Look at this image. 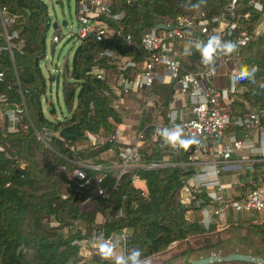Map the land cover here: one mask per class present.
Wrapping results in <instances>:
<instances>
[{
    "label": "trees",
    "instance_id": "obj_1",
    "mask_svg": "<svg viewBox=\"0 0 264 264\" xmlns=\"http://www.w3.org/2000/svg\"><path fill=\"white\" fill-rule=\"evenodd\" d=\"M0 3L15 17L12 29L17 33L11 40L13 65L7 51L0 50V67L4 69L0 93L7 104L14 103L21 108L12 131L6 129V117H0L3 122L0 126V264H112L100 262L97 256L79 263L81 255L72 241L90 236L94 228H101L103 235L125 229L128 243L133 249L141 250L142 259L160 254L171 242L178 241L176 248L179 249L160 264L180 256H184L186 263L190 253L207 252L219 246L220 230L214 231V224L205 230L198 223V210L206 201L195 206L194 200L206 199L204 193L195 195L187 206L179 202V189L196 167L179 164L136 167L115 180L116 168L112 161L117 159V150L124 144L107 137L126 118L133 116L137 120L131 127L133 132L143 128L145 142L138 149L141 163L161 158L178 163L184 161L187 150L174 152L173 148L162 146L158 136L153 142L149 138L153 130L150 125L153 108L145 99L157 96L161 105L158 120L166 122L172 82H154L150 88L134 92L137 109L123 112L120 104H114L109 84L112 78L109 71L116 72L115 59L99 52L108 47L138 61L142 55L138 41L143 32L179 14L191 15L201 10L208 17L217 15L222 12L223 2L114 0L111 10L121 13L118 24L122 33L130 35L133 44H126L114 34L100 41L78 39L69 62L64 60L56 74L49 73L46 77L39 65L44 55V33L50 25L43 3L42 8L28 0H0ZM196 3L200 7L192 9L191 4ZM239 5L235 12L240 20L237 28L244 26L250 30L251 22L258 19L259 13L246 6L245 0H240ZM245 12L249 13V19L244 22L241 15ZM109 23L115 28L116 25ZM50 41L52 48L54 41ZM189 51L180 53L183 69H202L196 51ZM242 65L256 66L258 71L253 81L239 80L240 90L229 105L230 116L242 115L250 109L264 111V30L254 33L236 50L233 67L238 70ZM93 66L102 68L105 78L98 79L91 74ZM46 79L56 82L60 79L64 108L60 116L52 101L45 97ZM42 98L46 102L44 107ZM260 123L264 124V116L260 117ZM226 130L240 128L229 124ZM86 133L105 139L90 144ZM102 153H109V159L104 160ZM75 169L88 179L83 186H79L82 179L73 175ZM132 175L137 176V185L131 183ZM249 186V190L255 187ZM98 187L103 188L101 195L96 194ZM246 193L244 190L233 198L239 199ZM118 209L122 210L120 217L115 216ZM234 223L245 224L239 220ZM263 224L245 225L259 231L264 242V228L259 227Z\"/></svg>",
    "mask_w": 264,
    "mask_h": 264
},
{
    "label": "built area",
    "instance_id": "obj_2",
    "mask_svg": "<svg viewBox=\"0 0 264 264\" xmlns=\"http://www.w3.org/2000/svg\"><path fill=\"white\" fill-rule=\"evenodd\" d=\"M114 0H75L76 37L78 39L91 38L100 41L109 38L111 35L119 36L126 44H133L130 35L124 34L118 22L122 15L119 11L111 10V3ZM129 3L131 0H123ZM223 2L222 12L214 16H206L203 11L197 10L193 14H179L171 21L160 22L164 28L151 27L143 32L139 38L138 45L142 55L140 60L135 61L130 57L118 54L116 51L106 47L99 52L115 59L114 68L119 74L109 80L110 88L114 94V104H121L124 97L133 89L135 92H142L152 86L154 82H172L173 96L183 98V106L180 108L170 107L166 113V122L158 120L160 102L146 104L153 108L150 141L156 140V130L159 128H171L180 125L184 129L185 138L195 136L199 143L190 145L186 150L184 161L172 163L167 159L151 160L141 163L138 153L139 147L145 142L143 128L136 129L129 139L120 134L118 125H115L114 132L107 137L124 146L118 148L117 159L112 161L116 168L115 180L127 172L130 168H155L165 165L179 164L181 166L191 165L196 170L191 172L185 184L179 189L178 198L183 206L190 204L195 195L204 193L206 199L197 197L194 204L198 206L204 201L206 203L199 208L200 218L198 223L205 230L211 224L225 225L229 218L238 215H249L253 219L264 222V184L256 185L247 193L235 199L226 194V189L231 183H223L219 179L220 171L224 163L228 162L231 155L240 150H247L249 153L258 154L264 160V124L260 123V117L264 111L250 109L242 115L230 116L226 107L236 98L240 90L238 70L232 67L228 75V82L225 86H217L213 82L215 69L226 61L233 62L236 50L245 44L254 33L264 30V0H245V5L259 13L258 19L251 22V29L239 25V16L236 10L240 0H221ZM249 13L241 15L247 21ZM16 19L10 15L5 5L0 3V50H5L12 63L11 47L12 38L16 36V30L12 29ZM113 23L115 28L110 26ZM211 35H220L224 40H231L236 43L237 48L230 54L217 52L214 57V66H205L201 63L199 52L188 45L184 51L193 49L196 51L198 63L202 69L198 71H186L181 66L179 59L180 51L185 42L204 41ZM51 40L58 41V36L53 35ZM13 65V63H12ZM90 73L98 79L105 78L102 68L91 67ZM163 75L168 79L164 80ZM4 78V69L0 67V82ZM172 97V100L173 98ZM21 108L12 103L7 104L5 96L0 93V117H6V129L12 131L16 122L17 114ZM129 119V120H128ZM124 122H137L136 119L126 118ZM232 124L245 132L255 131L256 140L251 141L245 134L242 138L233 134H224L225 128ZM87 141L90 144L101 143L105 138L86 133ZM215 144V147L213 146ZM179 149H173L174 152ZM110 151V149H108ZM98 169L99 166H93ZM73 175L82 179L79 186L87 183V178L79 169L73 171ZM136 175L131 176V183L136 182ZM99 180V179H98ZM103 188L98 187L96 194L101 195ZM207 210L208 217L203 215ZM122 210L118 209L115 216L120 217ZM103 235L101 228L91 230L90 236L80 240H73L81 255L79 263L85 259L97 256V237ZM105 239H112L117 243L118 253H127L133 249L128 243V233L125 229L119 232H110L103 235ZM112 262V261H110Z\"/></svg>",
    "mask_w": 264,
    "mask_h": 264
},
{
    "label": "rangeland",
    "instance_id": "obj_3",
    "mask_svg": "<svg viewBox=\"0 0 264 264\" xmlns=\"http://www.w3.org/2000/svg\"><path fill=\"white\" fill-rule=\"evenodd\" d=\"M44 5V11L43 14L46 15L49 22L55 21L56 26L51 27L50 25L46 28L44 33V55L42 59L39 62V65L41 67V70L46 77L47 74L53 73L56 74L61 68L62 62L64 60H67L69 62L72 51L75 47V45L78 43V38L76 37V26L77 22L75 19V0H39ZM64 21L65 24H61V22ZM58 36V41L54 42L51 48V37L53 35ZM232 70L231 61H227L215 69V76L214 80L217 76H224V74H228ZM109 74L112 78L118 76L119 74L117 72L109 71ZM164 80L168 79L167 75H163ZM60 79L56 81H49L46 79V92L45 97L48 100H51L52 103L55 106V109L57 111V115L60 116V111L64 113V108L62 105L61 100V84ZM135 90L133 89L131 92H129L124 99L122 100L120 104V108H122V111L127 112H133L137 109V103L138 100L133 97ZM44 99L42 98V104L44 105ZM2 118H0V126H2ZM120 131V134L122 136H125L126 138H130L133 135V128L134 126L133 122H121L117 124ZM215 147V144L213 145ZM104 160H108L110 157L109 153H102L100 155ZM137 185V182L135 183ZM134 184V185H135ZM264 184V182H263ZM196 206V205H195ZM198 213L200 211L198 210ZM244 223L246 221H243ZM248 223L252 224H261L259 220H252L249 219ZM229 225V224H228ZM232 225L230 224V227ZM229 227V228H230ZM264 228V224L259 226ZM224 227L221 228L220 235L224 237L226 240L229 239L230 241H248L251 245L250 251L255 252L254 249L257 247H261V241H259V235L256 233L255 229L248 227L247 225H236V227L230 228ZM219 230V229H217ZM215 231V230H214ZM173 248V247H171ZM168 249L164 250L162 253H158L155 255H151L149 257L143 258L145 260V264H160L162 262H165L168 260L172 252L177 251L179 248L176 249ZM177 259V258H176ZM179 259V258H178ZM173 259L172 261H174ZM177 262H180L177 260ZM170 263V262H169ZM168 264V263H166ZM172 264H174L172 262Z\"/></svg>",
    "mask_w": 264,
    "mask_h": 264
},
{
    "label": "crops",
    "instance_id": "obj_4",
    "mask_svg": "<svg viewBox=\"0 0 264 264\" xmlns=\"http://www.w3.org/2000/svg\"><path fill=\"white\" fill-rule=\"evenodd\" d=\"M188 45H191L190 41L185 42L184 47L181 49L180 53H183L184 49H186ZM231 65L233 67V62H231ZM228 75H229V73L224 74V76L218 75L217 81H216V78H215V80L213 78L214 84L217 86H225L228 82ZM163 83H168V82H163ZM236 96H237V94H236ZM172 97H174L173 94H172ZM172 97L168 103V109L170 107L180 108L181 106H183L182 105L184 102L183 98H179V97L175 98L174 97L172 100ZM145 100H148L150 102H158L159 101V99L157 98L156 95H150ZM230 103H232V102H230ZM230 103L226 107L228 113L231 112V106H229ZM168 109H167V112H168ZM152 115H153V112H152ZM130 119L134 120L135 118L133 116H131ZM225 133L226 134H233L234 136L239 137V138H242L245 134H247L248 138L251 139V141L256 140V132L255 131L245 132L242 129H240L237 131H235V130L227 131L226 130ZM125 139H128V138L125 137ZM258 162H263V163L258 164ZM219 179L223 183H231V186L229 188H227L225 191L227 195H230L232 197L234 195H238V194L240 195V193L242 191L245 190L247 192L249 190V187H250L249 184L254 185V186L259 185V184H263V182H264V160L261 159V157L258 154L249 153L247 150H240L238 152H235L234 154L231 155L230 160L223 164L222 170L220 171ZM245 184H247V186ZM249 219L254 220L252 216L240 214L235 218H229L224 226L223 225H217V226L215 225L214 230L217 231V229H219L221 231V228H224V227L229 228L230 224L232 225L230 228H233V227H236V225H237L234 223L236 220L246 221ZM257 220H259V219L257 218ZM259 222L261 223V221H259ZM256 233L259 235V241H261V244H260L261 247L255 248L254 249L255 252L250 251L251 245L249 244L248 241H245V240H243V241H230L229 239L226 240L224 237H222L220 235L222 238V241H221L219 246H217L213 250H210L207 252L198 251V252L190 253L186 259H187V261H190V260H193L195 258L207 256L210 254H226L228 252H241V253H249V254H258V255H261L262 257H264V242L261 240L260 232L258 231ZM177 245H178V241H173V242H171V244H169L167 246L166 250L170 249L171 247H173L171 249H175ZM177 260L180 262H177ZM84 261L88 262L89 259H85ZM172 262L174 264H184V256L177 257V259L175 258L174 261H170V263H168V264H172ZM234 262H238V261H234ZM239 262H241V261H239Z\"/></svg>",
    "mask_w": 264,
    "mask_h": 264
},
{
    "label": "clouds",
    "instance_id": "obj_5",
    "mask_svg": "<svg viewBox=\"0 0 264 264\" xmlns=\"http://www.w3.org/2000/svg\"><path fill=\"white\" fill-rule=\"evenodd\" d=\"M200 7L199 3L191 4L192 9ZM191 47L199 52L201 63L205 66H214V57L217 52L230 54L236 50L237 45L231 40H224L220 35H211L207 41H193ZM191 54V51H189ZM258 71L256 66L249 68L242 65L238 69L239 80L253 81L255 74ZM156 135L161 138L162 146L171 147L173 149H187L192 144L199 143V140L193 136L185 138L184 129L180 125H175L171 128H159L156 130ZM203 215L208 217L207 210L203 211ZM97 254L104 261H112V264H145L142 259V252L140 249H131L127 253H118L116 251L117 243L112 239H105L101 234L97 237Z\"/></svg>",
    "mask_w": 264,
    "mask_h": 264
},
{
    "label": "water",
    "instance_id": "obj_6",
    "mask_svg": "<svg viewBox=\"0 0 264 264\" xmlns=\"http://www.w3.org/2000/svg\"><path fill=\"white\" fill-rule=\"evenodd\" d=\"M29 2L39 5L42 8L41 2L38 0H28ZM61 24H65L64 21L61 22ZM51 27L56 26V22L52 21L50 22ZM158 28H164L163 23L156 24ZM51 46V45H50ZM47 108L46 110H48ZM230 262V261H241V262H247L252 264H264V257L258 254H249V253H241V252H228L226 254H210L207 256L195 258L193 260L187 261L184 264H210L213 262Z\"/></svg>",
    "mask_w": 264,
    "mask_h": 264
}]
</instances>
